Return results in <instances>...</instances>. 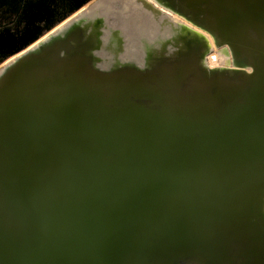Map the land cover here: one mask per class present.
<instances>
[{"label": "water", "instance_id": "95a60500", "mask_svg": "<svg viewBox=\"0 0 264 264\" xmlns=\"http://www.w3.org/2000/svg\"><path fill=\"white\" fill-rule=\"evenodd\" d=\"M126 91L133 97L140 93L138 89ZM151 91L167 104L176 102L155 89ZM69 93L62 96L63 107L76 109L63 108L64 114L80 113L70 115L69 123L62 116L57 122L59 130L49 125L46 131L40 127L23 136L21 120L8 125L14 132L7 142L25 139L33 146L22 154L31 160L9 157L10 177L0 181V264H154L158 260L172 264L179 257L176 252L193 245L220 256L204 244L216 241L221 247L224 236L217 234L223 229L230 231L228 237L234 239V245L242 243H236L242 234L232 226L249 219L250 210L255 211L246 191L257 186L255 182L264 186V113L259 114L264 102L260 96L250 106H240L222 117L204 121L187 118L191 127L176 134L172 125L166 126L171 130L153 133L154 119L133 118L132 110L110 116L104 108L93 107L95 99L108 95L107 90L89 102L77 99L79 95L67 102ZM189 105L197 111L214 112ZM86 107L93 113L87 114ZM28 126L24 124V129ZM125 134H130V139ZM73 139L92 140V144L73 143ZM246 140L255 145L245 144ZM96 144L102 149L98 152L105 151L107 156L97 162L100 166L90 162L87 173L82 155L90 154L89 149ZM17 146L11 145L12 153L17 154ZM65 148L78 153L80 161L73 167H63L52 156ZM224 160L229 163L228 170L221 165ZM221 179L235 184L247 202V212L231 220L230 212L223 208L224 199L231 198L222 196ZM258 211V216L264 217L262 209ZM201 228H208L209 233H201ZM242 232L246 239L254 237L251 226ZM165 254L171 258L163 259ZM222 260L229 264L233 257Z\"/></svg>", "mask_w": 264, "mask_h": 264}, {"label": "bare ground", "instance_id": "6f19581e", "mask_svg": "<svg viewBox=\"0 0 264 264\" xmlns=\"http://www.w3.org/2000/svg\"><path fill=\"white\" fill-rule=\"evenodd\" d=\"M230 1L92 0L29 48L10 55L0 66V181L10 177L9 157L16 155L14 159L21 162L31 160L22 155L33 146L30 141L7 142L14 132L8 128L10 123L21 120L18 122L22 123L23 136L40 127L46 131L49 125L59 130L57 122L62 116L69 123L80 113L65 115L63 108L76 107H63L62 96L70 92L67 102L74 95L89 102L94 95L110 89L115 73L128 77L125 87L130 91L137 85H148L162 96L207 111L216 104L212 91L238 92L234 86L243 84L253 74V64L260 63L257 50L264 44V23L258 18V1L247 5L257 11V26L253 25V14L243 8L230 17L241 22L233 24L222 18L224 4ZM86 108L87 114L93 113ZM24 124L31 126L25 130ZM254 142L246 140L245 144L252 146ZM11 145H18L17 154L11 152ZM41 148L45 150L44 143ZM221 165L228 170L227 160ZM219 183L222 196L231 198L223 201L229 219L247 212V202L235 184L223 179ZM200 232L206 234L209 230L201 228ZM233 248V261L237 263L241 260L240 246L235 244ZM177 255L172 264H227L196 245L179 250ZM154 264L168 263L158 260Z\"/></svg>", "mask_w": 264, "mask_h": 264}, {"label": "rangeland", "instance_id": "374dc122", "mask_svg": "<svg viewBox=\"0 0 264 264\" xmlns=\"http://www.w3.org/2000/svg\"><path fill=\"white\" fill-rule=\"evenodd\" d=\"M257 1V6L261 9V15H259L258 18L261 20L263 19L262 22L264 23V0H231L230 3L224 4L225 11L221 13V17L226 20L229 19L228 21H232L231 23L233 24H235L236 22H241V20H232L230 17L235 10L237 12H241L243 8L246 10V12H251L253 14L251 18L255 20L254 18H256L257 16V11L253 12V9H251L250 6L247 7V5L248 3H255ZM257 24L259 25V23H257V21L255 20L253 25L257 26ZM221 45L222 44H218V47ZM212 50L213 48H211L209 52ZM257 52L260 58V63L258 64L257 62L256 69L254 68L253 74L250 75L248 79L243 81V84L234 87L238 89V93H226L225 90L218 89L212 91V96L216 99V105L212 108L214 110L212 114L205 113L204 111H197L196 109H193L192 105L187 106V104L183 102L170 101V104H167L164 101L163 97L161 98L158 94L151 91L154 89L150 90L147 87L145 88V85H137L136 89L140 90V93H137L135 95L136 97H133L132 95L131 97L126 91L128 88L125 87V83H127L129 79H127L128 77H122L121 73H115V80L113 82V85L110 87V89H107L108 95H104L99 99L97 98L98 100L95 99V102H93V107L104 108L110 116L115 115L118 111L123 110V112H131L132 110L133 118H138V116H140L139 118L145 117L146 119L153 118L155 121V123L153 124V133L163 130H171L169 128H166V126L168 125H172L173 131L176 134L183 132L184 130H187L191 127V121H193L192 118H194V120L204 121L208 117H222L236 111L240 108V106H250L251 102L256 98H259V96L264 102V44L258 46ZM130 79L132 80L133 78ZM259 102L260 101H258V103ZM259 110V114L264 113V107L260 108ZM135 111H137V113ZM98 117L99 116H96V118ZM187 118H190L191 121L186 122ZM94 119L95 118H93V120ZM161 125H164L165 127L161 128ZM124 136L127 139H130V134H125ZM94 139L95 138L93 137L92 140ZM117 139L122 140L124 138L117 137ZM92 140L76 141L73 139L72 142L87 143L91 145ZM74 150L75 149L73 148H65L63 150L60 149L55 153L53 152L52 156L53 158L60 160V163L63 167H71L72 165L74 166L78 160L80 161L78 153ZM89 150H91L90 154L82 155V161H85L83 166L87 173L92 167L90 166V162H92L93 164L95 162L97 164V162H101V159L107 156V154H104L106 153L105 151L103 153L98 152L102 151L101 147L98 146V144H96L95 147ZM97 165L100 166V164ZM255 183L257 186L253 187L250 191H246L249 192V194L246 196L247 201H251V208L255 211L250 210V212L248 213L249 219H244L243 221L232 226L233 228H237V230H239L238 232H241L242 234L239 237L237 236V239H235L237 244H239V242H242L239 244V246L242 247V253L238 256L242 260L237 262L238 264H264V217H261L260 215L258 216L259 209H262V211L264 212V191H262V189L260 190V188L262 187L261 185H259L257 182ZM252 194L254 195L253 198ZM250 226L254 229V237L252 239H246L243 236L242 230H247V228ZM254 226L258 229H255ZM229 233L230 231L228 229H223L222 233L217 234L219 236H224L222 238L223 240L221 239V242L223 243L221 247L217 246L216 241L206 243L204 244V246H207V249H210L212 253H217L225 260L231 259L235 250L230 247L233 244L234 239L228 237ZM165 255L166 256L163 257V259L171 258L170 255ZM229 261L230 264H237L233 260Z\"/></svg>", "mask_w": 264, "mask_h": 264}, {"label": "flooded vegetation", "instance_id": "af4514ba", "mask_svg": "<svg viewBox=\"0 0 264 264\" xmlns=\"http://www.w3.org/2000/svg\"><path fill=\"white\" fill-rule=\"evenodd\" d=\"M91 1L0 0V66L8 56L29 48ZM35 34L36 38L24 44L26 39Z\"/></svg>", "mask_w": 264, "mask_h": 264}]
</instances>
